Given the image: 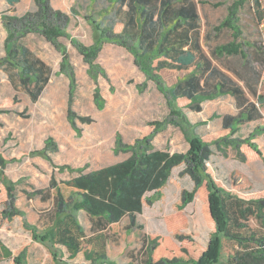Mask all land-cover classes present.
<instances>
[{"label":"rangeland","instance_id":"rangeland-1","mask_svg":"<svg viewBox=\"0 0 264 264\" xmlns=\"http://www.w3.org/2000/svg\"><path fill=\"white\" fill-rule=\"evenodd\" d=\"M220 1L208 0V4L201 8V27L204 31L202 62L204 65L209 63L210 67L195 74L205 88L208 83L214 85L219 80L227 81L243 92L241 99L246 107L258 105L263 119L249 122L238 131L235 137L244 139L258 125L264 129V106L258 103V95L264 97V39L258 27V20L264 16V0H258L263 4V9L254 1H249L238 15L243 33L241 41L248 55L246 60L239 56L220 57L214 53L218 45L232 39L230 29L216 28L226 19L235 0ZM49 3L54 11L68 19L63 26L66 35L60 37L58 42L67 52L73 68L76 81L74 94H71L68 75L61 71L62 52L42 34L30 32L21 39V43L30 50L31 58L40 60L49 70L50 80L37 102H33L21 86L16 70L0 68V105L6 99L14 101L10 108L1 107L5 113L0 112V146L7 158L17 159L9 163L5 170L0 168V186L3 181L15 186L16 207L25 213L27 222L37 228L40 237L48 236L55 218L57 190L52 186V180L58 183L71 180L77 175L76 169L89 172L125 160L129 154L115 152L117 136L124 143H129L139 137L137 128L171 117L169 101L137 67L129 50L114 42H104L96 62L105 75L99 74L94 80L84 56L75 47L74 41L91 47L100 39L99 32L86 16L109 30L111 23L128 9L127 4L118 0H49ZM36 10L35 0H19L14 9L8 6L6 0H0V58L5 56L8 37L5 21L9 20L8 17H22ZM256 12H260L261 16ZM185 74L188 75L168 73L175 83ZM97 88L104 99L102 109L94 99ZM71 100L76 114L90 117L93 120L91 124H82L77 120L75 128L71 125L68 119ZM240 104L237 98L229 95L205 102L200 113L187 110L185 113L196 135L211 142L223 130L224 117L236 116L242 109ZM48 143H52V146H48ZM261 143L264 145V134ZM153 144L171 153H185L190 149L183 132L173 123L155 136ZM212 151L208 166L219 181L229 186V176L236 173L237 178L249 186L251 193L264 191L262 161L242 163L231 147L226 149V154L215 146ZM182 170L183 167L173 171L164 190V199L150 208H144L143 214L138 215L137 225L143 229L137 228L131 233L123 230L120 235L111 238L112 242L107 248L111 261L117 264H144V235L171 234L166 219L177 213L174 205L180 199L182 190L192 191L194 187L189 176L180 175ZM202 206V200L196 198L183 215L188 221L185 233L194 234L195 241L206 246L210 240V228ZM78 219L87 237L106 234L87 212L81 211ZM240 224L243 225L241 231L235 226L233 229L241 235L256 233L257 237L264 236V219L244 218ZM26 244H31L26 259L20 258L18 264H53L49 247H54L64 264H91L83 254L70 262L65 247L52 246L49 238L34 242L19 218L7 223L0 217V264H13L16 252ZM262 254L264 245L258 242L239 245L222 238L219 264H226L234 257H239L240 264H264Z\"/></svg>","mask_w":264,"mask_h":264},{"label":"trees","instance_id":"trees-1","mask_svg":"<svg viewBox=\"0 0 264 264\" xmlns=\"http://www.w3.org/2000/svg\"><path fill=\"white\" fill-rule=\"evenodd\" d=\"M118 1L127 4L128 9L111 23L110 29L103 28L94 19L86 16L99 32L100 39L91 47L74 41L75 47L84 56L94 80H97L99 74L105 75L96 62L104 42H114L129 50L135 58L137 67L146 78L157 85L159 91L169 101L170 119L153 121L137 128L139 137L129 143H124L122 138L117 136L115 152L129 154L125 160L89 172L76 169L77 175L71 180L59 183L52 180L51 184L57 190L55 218L47 237H40L37 228L30 225L25 213L16 207L15 186L6 181L0 186L1 219L11 223L15 218H19L25 230L31 233L34 242L49 238L52 246L56 244L67 249L70 254L69 260H75L78 255L83 254L85 260L91 264H117L110 260L104 247L95 246L89 240L84 241L86 235L78 219L79 213L85 211L91 217L100 219V224L110 225L113 232L119 231L121 221L126 216L134 226L137 215L142 214L144 208H150L157 201L164 199V190L173 171L183 167L180 175L190 177L194 185L193 190H182L180 199L174 205L177 213L166 219L171 234H149L145 247L148 258L144 264H219L222 238L239 245L249 242L264 245V236L257 237L256 233L243 236L233 229L235 226L241 231L243 225L240 221L244 218L255 217L263 221L264 191L251 193L249 186L244 184L242 179L239 180L236 173H231L229 186H226L217 179L213 169L208 166L214 146L222 154H226V149L231 147L242 163L253 161L264 163V145L261 143L264 129L261 125L244 139L235 137L245 124L263 119L258 105L246 107L241 99L243 92L229 85L227 81L219 80L214 85L208 83V87L205 88L196 77V72L209 70L210 64H203L204 53L199 44L198 33L191 31L194 21L199 18L194 2L184 0L174 7L175 0ZM249 1H254L263 9V4L258 0H235L226 19L216 28L230 29L232 39L218 45L214 49L215 55L247 59L248 55L241 41L243 33L238 15ZM6 2L14 8L19 0ZM35 3L37 6L35 12L22 17L11 16L5 21L4 27L8 37L5 43V56L0 58V68L16 70L21 86L31 100L37 102L50 80L49 70L40 60L31 58L30 50L21 43V39L30 32L42 34L62 52L61 71L68 75L73 95L76 82L73 68L67 52L58 42L60 37L66 35L63 26L68 19L64 14L54 11L49 0H35ZM174 11L175 21L171 20L168 23L167 14L171 16ZM157 14L158 18L155 19ZM256 14L259 15L260 12ZM258 21L259 27L264 21V16ZM168 73L188 75H182L175 83L170 80ZM229 95L243 104H240L242 109L236 116L224 117L221 133L213 141L207 142L196 135L195 128L185 111L201 112L203 103ZM94 99L102 109L104 99L98 88ZM258 103L264 104V97L260 94ZM13 105L12 99L4 100L0 105V112L5 113L1 107L10 108ZM68 119L74 128L77 120L82 124L93 122L90 117L76 114L72 108V100L69 103ZM170 123L178 126L183 132L190 145L188 152L171 153L154 146L155 136L165 130ZM48 146H52V143H48ZM44 155L47 156L45 153ZM16 160L7 158L0 146L2 170ZM149 193L152 195L148 196ZM196 198L203 202V214L210 228V240L206 246L195 241L194 234L185 233L188 221L183 212ZM30 246L31 244H26L16 252L13 264H18L20 258L26 259ZM48 250L53 264H64L54 247H49ZM262 256L264 259V254ZM238 258L234 257L226 264H240Z\"/></svg>","mask_w":264,"mask_h":264},{"label":"crops","instance_id":"crops-1","mask_svg":"<svg viewBox=\"0 0 264 264\" xmlns=\"http://www.w3.org/2000/svg\"><path fill=\"white\" fill-rule=\"evenodd\" d=\"M192 2H194L197 6V10H198V14H199V18H197L195 21H194V26L193 28L191 27V31L194 33V32H197L198 33V36H199V44H200V47L202 48L203 50V41H204V31H203V28L201 27V8L208 4V0H190ZM222 2V0L220 1ZM181 1L180 0H175L173 6L175 7V5H178L180 4ZM223 4V3H222ZM9 6V5H8ZM10 7V6H9ZM14 9V8H13ZM159 13V12H158ZM169 14V13H168ZM167 14V17H168V23L171 22V20L175 21V11L172 12V15L171 16H168ZM158 18V14L156 15L155 19ZM263 39H264V35H263ZM226 97V96H224ZM222 98V97H221ZM219 99V98H218ZM204 104V103H203ZM203 104H202V111H203ZM262 106H264V104H261ZM201 111V112H202ZM260 113L262 114V111L259 109ZM195 113H200V112H195ZM239 113V112H238ZM263 115V114H262ZM162 150V149H161ZM144 212V211H143ZM143 214V213H142ZM140 214V215H142ZM94 220H95V223L99 226H101L102 229H104V231L106 232L105 235H100V236H96V237H85L86 240H89L92 242L93 245L95 246H101V247H104L108 253V246H109V243L112 242V237H117L118 235L121 234V232L124 230L125 232H128V233H131V232H134L137 228H142V226H138L137 225V220H136V224H134V226H132L130 224V219L128 216L124 217L123 220L121 221V224H120V229L118 232H113L110 225L108 226H105V225H101L100 224V219H97V218H94L92 217ZM137 218H138V215H137ZM125 223V226L123 225ZM85 230V229H84ZM86 234V233H85ZM152 234V233H151ZM95 235V234H94ZM93 235V236H94ZM148 236L149 234L147 235H144V240H143V243H144V253H145V256L143 258V262L145 263L146 260H147V253L145 252V247H146V242H147V239H148ZM102 237V238H101ZM70 255V254H69ZM109 255V253H108ZM79 256V255H78ZM65 258H67L66 256H64ZM69 258V257H68ZM70 262L71 261H74V260H69Z\"/></svg>","mask_w":264,"mask_h":264},{"label":"built area","instance_id":"built-area-1","mask_svg":"<svg viewBox=\"0 0 264 264\" xmlns=\"http://www.w3.org/2000/svg\"><path fill=\"white\" fill-rule=\"evenodd\" d=\"M260 32L264 35V21L259 26Z\"/></svg>","mask_w":264,"mask_h":264}]
</instances>
